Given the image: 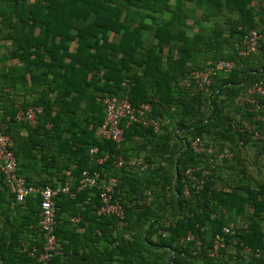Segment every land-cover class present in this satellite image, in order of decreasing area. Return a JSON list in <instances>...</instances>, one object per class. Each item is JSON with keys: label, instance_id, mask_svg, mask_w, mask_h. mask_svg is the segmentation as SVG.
Here are the masks:
<instances>
[{"label": "trees", "instance_id": "1", "mask_svg": "<svg viewBox=\"0 0 264 264\" xmlns=\"http://www.w3.org/2000/svg\"><path fill=\"white\" fill-rule=\"evenodd\" d=\"M253 2L0 0V130L27 186L69 188L53 200L51 264H264V97L256 112L240 103L252 84L264 87V20ZM251 30L260 39L242 58ZM220 60L235 66L202 87L186 82ZM108 97L149 104L143 117L161 127L126 117L120 143L100 138ZM34 106L42 111L32 126L16 118ZM194 138L213 153H194ZM93 147L95 158L107 156L100 165ZM225 150L231 157L216 162ZM84 170L116 180L122 218L97 214V189H78ZM187 170L209 174L192 187ZM12 208L24 210L14 223ZM39 209L36 195L17 202L0 171V264H39L29 256L43 244ZM219 234L224 246L210 257Z\"/></svg>", "mask_w": 264, "mask_h": 264}, {"label": "built area", "instance_id": "2", "mask_svg": "<svg viewBox=\"0 0 264 264\" xmlns=\"http://www.w3.org/2000/svg\"><path fill=\"white\" fill-rule=\"evenodd\" d=\"M260 35L255 31H249L243 40L244 48L239 50L238 54L242 58L248 57L250 54L254 53L257 48ZM234 63L232 61H218L213 63L211 66L203 70L193 71L189 75L188 84L196 85L202 87L210 83V79L221 73H227L234 68ZM257 97H264V87L261 83H254L247 90L245 96L241 98V104H248L249 111L256 112L261 109L259 99ZM105 118L103 124L98 129L97 135L105 140H111L116 143H120L123 140L122 130L119 127V123L123 118H129V120L134 122H139L144 126L153 127L154 131L159 130L162 125L160 119H145L143 116L150 111L149 104H142L137 109L133 108L126 98H116L108 97L103 100ZM42 111L41 107H29L25 111L18 114L19 118H22L29 123L33 124L35 122L36 115L40 114ZM253 122L257 119L253 118ZM244 127L248 129L252 134L253 138H258L259 135L256 131V124L243 123ZM12 140L7 135L3 134L0 130V171L3 175V180L7 186L10 187L14 193L15 200L17 202L23 203L25 199L30 195H36L40 199V209L38 226L41 231L43 238V244L40 251L32 248L29 251V256L34 258L39 264H51L52 258L57 254L56 251V238L54 234V198L58 194H66L69 192L67 187H31L25 184L22 177L17 175L16 169V158L12 152ZM190 149L196 153L200 154L207 151L208 154L213 153V147L211 145H205L200 138H194L190 141ZM90 155L94 157L93 161L100 165L106 159V155L103 158H95L97 154V148L93 147L89 151ZM231 157V153L227 150L219 153L216 158V162H220L224 159ZM128 164L130 166H135L136 162L134 160H129ZM123 165V159L118 157L115 162L116 167H121ZM146 166L141 167L144 170ZM193 170H187L186 174L190 176L194 183L192 187H200L204 179L208 176V170H202L200 176L196 177L193 174ZM116 180L114 178H109L107 180H102L101 175L98 171H88L84 170L81 173L78 189L93 190L97 189V196L99 199V207L97 214L100 216H114L117 218L123 217V209L118 202V200L111 197L113 193V186ZM187 194V190L185 191ZM222 232L225 234L230 233L228 228H223ZM191 236L188 233L186 239H190ZM264 241V236H263ZM224 246V238L222 235H216L212 242V247L208 249V255L210 257H216L219 250Z\"/></svg>", "mask_w": 264, "mask_h": 264}, {"label": "crops", "instance_id": "3", "mask_svg": "<svg viewBox=\"0 0 264 264\" xmlns=\"http://www.w3.org/2000/svg\"><path fill=\"white\" fill-rule=\"evenodd\" d=\"M186 4H187V7H188V8L193 7V3H189V1H188ZM252 5L254 6L255 10L258 12V16L255 17L256 21H258L259 19H263V20H264V0H254V2L252 3ZM70 48H71V50H73V49L75 48V45L72 44ZM220 61H224V60H220ZM10 63L13 64V63H16V61L13 60V61H11ZM54 89H57V88L54 87ZM56 94H57V92L55 91L54 93L49 94V96H50L51 98H54ZM27 98H28V97H27ZM20 100H21V99L19 98L18 102H20ZM20 112H21V111H19V112L16 114V118H17V119H19L18 114H19ZM3 114H4L3 110L0 109V115H1V116H4ZM7 118H8V117H7ZM33 124H34V123H33ZM33 124L29 123L30 126H32ZM20 134H21V135H24V131L21 130V131H20ZM65 135H66V134H65ZM66 136H67V135H66ZM8 137H9V136H8ZM73 167H74V165H71V168H73ZM65 174L68 176L69 173L66 172ZM69 183H70V185H72L71 180H69ZM63 187H67V188H68V184L63 185ZM10 190H11V189H10ZM68 190H69V188H68ZM66 194H67V193H66ZM14 205H15V204L12 203V204H11V207H15ZM23 215H24V210H23V209H21V210L19 211V214L16 213V211H15L13 208L11 209L10 218H13V220H12L13 223H14V221L16 220V218H20V217L23 216ZM14 218H15V220H14ZM77 221H78L77 219H73V223H74V222H77ZM12 226H13V225H12ZM82 230H83V229H79V232H82ZM34 239H35V238H29V239L26 240V241H29V242L33 243Z\"/></svg>", "mask_w": 264, "mask_h": 264}]
</instances>
